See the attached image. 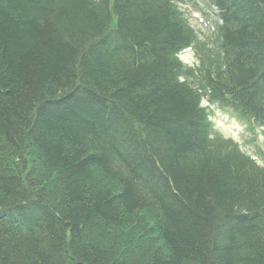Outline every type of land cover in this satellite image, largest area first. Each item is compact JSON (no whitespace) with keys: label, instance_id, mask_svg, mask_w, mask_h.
Returning <instances> with one entry per match:
<instances>
[{"label":"trees","instance_id":"1","mask_svg":"<svg viewBox=\"0 0 264 264\" xmlns=\"http://www.w3.org/2000/svg\"><path fill=\"white\" fill-rule=\"evenodd\" d=\"M172 1L0 0V264H264V168L199 107L264 126V0L203 42Z\"/></svg>","mask_w":264,"mask_h":264},{"label":"bare ground","instance_id":"2","mask_svg":"<svg viewBox=\"0 0 264 264\" xmlns=\"http://www.w3.org/2000/svg\"><path fill=\"white\" fill-rule=\"evenodd\" d=\"M174 9L176 14L190 29L198 35L199 33L193 28L190 24L188 10L185 7L179 6L173 2ZM192 14V13H191ZM113 24L116 20L112 19ZM189 29V30H190ZM199 31V29H197ZM201 30V29H200ZM202 34V33H201ZM210 38H206L208 40ZM208 47L210 45H207ZM214 48V46H213ZM188 49L185 47L178 52H176V58L182 64L181 56ZM199 107L203 109L204 120L207 128V137L215 138L218 137L220 140L225 142H230L231 145L240 153L241 156H244L254 162L258 167L264 168V157L261 158L260 154L264 149V126H254L252 123L245 122L243 119V114H239L233 108L228 107L221 103L218 100H212L209 102L200 101ZM230 112V117L227 120L222 118L224 111ZM219 122L222 126L228 129V134L224 135L218 129L215 128V122ZM210 127V132L208 136V131ZM226 130V129H225ZM227 133V132H226ZM262 156V155H261Z\"/></svg>","mask_w":264,"mask_h":264},{"label":"rangeland","instance_id":"3","mask_svg":"<svg viewBox=\"0 0 264 264\" xmlns=\"http://www.w3.org/2000/svg\"><path fill=\"white\" fill-rule=\"evenodd\" d=\"M193 2L199 3L198 0H189V2L187 3V5L185 7L189 11L188 16L190 18L189 19L190 24L199 33L198 35H196L197 38L201 42H203V41H206V37L209 36L207 31L204 30L206 27H209V25H207V17L205 15V12L202 10V8L200 7L201 9L199 8V9H195V10L192 8ZM211 8L213 10L210 9L209 12L212 14H214V12L216 13L215 9L213 7H211ZM193 11H196L198 13V17L194 16L195 14H193ZM208 23H210V21ZM189 28H190V26H189ZM197 29H199V31ZM180 58H181L182 62L185 64L193 65L195 63V57H194L192 52L186 53L183 56H181ZM222 118L224 119L223 115H222ZM215 123H216V125H214L215 128L218 129L221 133L223 132L224 135H227L229 133L228 129L226 127L222 126L217 121ZM262 151L264 152V149Z\"/></svg>","mask_w":264,"mask_h":264}]
</instances>
